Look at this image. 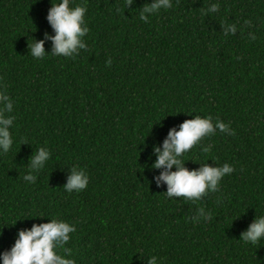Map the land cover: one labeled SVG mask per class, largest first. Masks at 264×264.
<instances>
[{"label": "trees", "instance_id": "obj_1", "mask_svg": "<svg viewBox=\"0 0 264 264\" xmlns=\"http://www.w3.org/2000/svg\"><path fill=\"white\" fill-rule=\"evenodd\" d=\"M151 2L72 0L86 7V49L33 59L28 39L55 34L50 0H0V90L15 117L0 153V254L56 218L75 226L64 245L75 264H264V240H240L264 215V0H171L142 21ZM195 115L230 131L204 137L183 166L233 172L198 201L169 198L153 148ZM40 147L50 158L28 183ZM72 167L89 177L79 193L63 189ZM200 208L209 218L193 220Z\"/></svg>", "mask_w": 264, "mask_h": 264}, {"label": "clouds", "instance_id": "obj_2", "mask_svg": "<svg viewBox=\"0 0 264 264\" xmlns=\"http://www.w3.org/2000/svg\"><path fill=\"white\" fill-rule=\"evenodd\" d=\"M50 2L51 7L46 19L55 34L48 36L45 33L44 40L41 41L29 38L28 40L32 43L28 44V54L33 59H42L46 55L73 57L78 54L79 50L86 49L84 37L89 32L84 20L86 7L79 4L69 7L72 0H59L58 3L50 0ZM171 6V0H152L151 3L141 8L140 19L147 22L149 15ZM218 8L217 4H213L207 12H216ZM235 31L234 25L229 24L224 28L225 35L234 34ZM45 40L51 41L50 54L44 51ZM12 108L13 101L5 91L0 90V153H7L13 142L9 129L13 126L15 117L5 115V113H11ZM216 130L230 131L228 125L218 119L213 124L211 116L195 115L194 118L181 123L178 130L170 129L162 146L153 148L156 159L151 164V168L163 169L159 176L153 177V180L157 187L161 182L167 185V191L164 193L166 197H184L186 200L198 201L207 193L217 192L221 179L233 172L232 166L228 163L218 167L199 163L201 167L192 171L183 166L185 162L182 156L198 145L204 137L214 135ZM208 151V147L201 148L203 153ZM49 158L50 152L47 148H37L30 158L28 172L23 176V180L34 183L36 177L33 173L43 169ZM173 167L175 171H171ZM88 180L89 177L83 169L72 167L63 189L68 193H79L87 187ZM209 216V213L200 208L197 210V216L192 219L206 220ZM17 221L23 220H16L14 225ZM48 221L47 223H33L30 229L18 231L10 250L0 254V262L2 264H75L73 259L66 258L70 255V250L64 247L70 239L69 233L75 232V226L56 218L48 219ZM240 240L252 245L264 240V215L256 217L241 233ZM142 264H158V258L155 255L150 256Z\"/></svg>", "mask_w": 264, "mask_h": 264}]
</instances>
